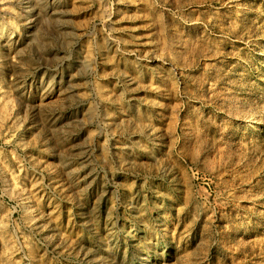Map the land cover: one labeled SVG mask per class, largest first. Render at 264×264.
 <instances>
[{"label": "rangeland", "instance_id": "obj_1", "mask_svg": "<svg viewBox=\"0 0 264 264\" xmlns=\"http://www.w3.org/2000/svg\"><path fill=\"white\" fill-rule=\"evenodd\" d=\"M170 263L264 264V0H0V264Z\"/></svg>", "mask_w": 264, "mask_h": 264}, {"label": "bare ground", "instance_id": "obj_2", "mask_svg": "<svg viewBox=\"0 0 264 264\" xmlns=\"http://www.w3.org/2000/svg\"><path fill=\"white\" fill-rule=\"evenodd\" d=\"M254 122V121H253ZM253 124L251 122H248V126H252ZM76 188V187H75ZM80 190V189H79ZM79 206V205H78ZM100 260V259H99ZM171 264V263H170Z\"/></svg>", "mask_w": 264, "mask_h": 264}]
</instances>
